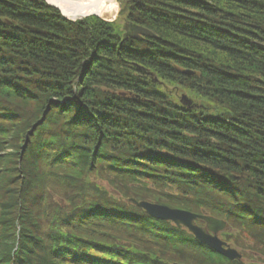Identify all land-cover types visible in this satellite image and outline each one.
Wrapping results in <instances>:
<instances>
[{"label":"trees","instance_id":"trees-1","mask_svg":"<svg viewBox=\"0 0 264 264\" xmlns=\"http://www.w3.org/2000/svg\"><path fill=\"white\" fill-rule=\"evenodd\" d=\"M179 1L133 5L157 37L137 41L44 0H0V264L264 260V153L237 163L264 143V0ZM66 158L100 170L67 201ZM131 198L226 220L244 260L152 224Z\"/></svg>","mask_w":264,"mask_h":264},{"label":"rangeland","instance_id":"rangeland-1","mask_svg":"<svg viewBox=\"0 0 264 264\" xmlns=\"http://www.w3.org/2000/svg\"><path fill=\"white\" fill-rule=\"evenodd\" d=\"M44 1H46L48 6L50 5V2L48 0H44ZM141 1L142 0H117V2H118V11H116L114 14H106L105 17H102L100 15V13H97L98 15H95L96 13H94L92 16L90 15L88 17H85L81 21H84L85 19L97 17L98 19H101L104 22H108V23L114 24L116 26V28H115L116 32L121 33V36H123L124 38L128 39V38L132 37L134 40H137V41L142 40L143 38L156 39L157 37L155 36V34H154V32L152 30H148V29H145L144 27H140V26L139 27L135 26L134 23H133L134 19H131V17H130L132 9L135 7L133 5H137L138 6V5L141 4L140 3ZM144 4H146V3H142L141 6H143L145 9H148L149 7L153 6L151 4H149V5H144ZM51 8H53V7H51ZM54 9H56V8H54ZM60 14H61V12H60ZM139 28H142V29H144V30H146V31H148L149 33H152V34L149 37L148 35H143L140 32L138 33ZM211 112L214 115L218 114L214 110H212ZM211 112H209V113H211ZM237 143L241 147L244 146L242 144V143H244L243 141L242 142H237ZM254 143L260 144L261 146H263V144H264V143H261V142L257 141V139H254L251 142L250 141L245 142L244 143L245 145H252L253 146V147H250V149L252 151V153H250V156L252 158L243 159L242 161L237 159V161H238L237 163H239L241 166H242L243 163L247 162L248 160L254 159V158H257L260 161H262L263 156L258 155L256 153H259V152H263L264 153V150L263 149H259L258 152H254V150L257 147L256 145H254ZM2 154L6 155L7 153L2 152V153H0V156H2ZM60 162L62 164H59V167L57 168V173L59 175V176L58 175L57 176H58L59 181H60V186L55 191L57 193H59V192H61V190H64L63 192L65 193L64 197H66V201H67V199L70 198V195H71L70 193L75 189V187L77 186L76 184H78V183L79 184L80 183L83 184L84 183L86 185L88 182H91V180L94 178L92 172L100 171V170L84 171V169H82L81 166H79L77 169H74L73 167H76V165L74 163H72V159H69V158L68 159L67 158L66 159H62V160L60 159ZM39 176H40V174H39ZM95 183L98 184V185H101L104 188L106 187L108 192L118 196L117 195L118 192H116L115 189L114 190L110 189L109 184L106 181H104V180H102V181L96 180ZM37 187H38V185H37ZM38 189H39V187H38ZM48 193H50V192H48ZM172 193H175L174 190H172L170 187L166 188V192L163 193L164 194V198L168 199L170 194H172ZM41 194H42L41 191L37 192L36 193V195L38 196L37 198L40 199ZM81 198L84 201V198L83 197H81ZM220 199H221L220 195H215V199L213 200V203L214 204L222 203L220 201ZM59 201L64 203V205L66 206V204H65L66 201H64L63 199H59ZM59 201H58V203H59ZM172 209H176V210H179V211L181 210V208L177 209V208H174V207ZM193 213H195V212H193ZM38 224H41V220H40V222ZM17 225H19V222L17 223ZM220 234H221L220 236H221V238L223 240H225V238H227L226 237L227 234H230V235H233V236L239 235V236H236V237H238V239L240 241L245 239L244 236H242L236 230L235 231L231 230L229 227H228V229H225L224 232H221ZM228 244H230L234 249L238 250V248H236L235 244H233V243L232 244L228 243ZM8 246H9L8 244H4V247L8 248ZM16 248H17V246L15 247V250H16ZM12 254L14 255V253H12ZM252 254H254V253L252 252ZM254 255L256 256L257 254H254ZM250 259L249 258L245 259L247 264H262L263 263L262 261H264V260L258 259V262H257L256 260H250Z\"/></svg>","mask_w":264,"mask_h":264},{"label":"water","instance_id":"water-1","mask_svg":"<svg viewBox=\"0 0 264 264\" xmlns=\"http://www.w3.org/2000/svg\"><path fill=\"white\" fill-rule=\"evenodd\" d=\"M50 2V5L56 8L58 11L63 14L65 18L68 20H82L85 17H88L90 15H86L83 12V9H85L86 5H80L79 10L77 12H74L72 14V18H69L65 11L59 8L57 4L54 3L53 0H48ZM98 3V2H97ZM93 15V14H92ZM91 15V16H92ZM95 15H98L97 12ZM141 33L143 35H150L152 33H149L148 31L139 28L138 33ZM137 33V34H138ZM133 204L139 205L146 213H148L151 216L156 217L157 219L160 218L163 221H171L175 225L180 227H185L188 229L190 233L196 236V238L203 244L210 247L213 251H216L220 255H223L224 257H228L231 261L241 260V255L238 254L237 250L235 251L232 249V247L227 244L226 242H223L219 237V232L224 231V229L227 227V223L222 222L220 220H217L215 218H211L208 215H202L199 216L194 213H189L184 210H176L172 209L169 206H163L159 204H152L149 202H137L136 200L132 201ZM203 220L205 223H207L206 228H201L196 224V221Z\"/></svg>","mask_w":264,"mask_h":264},{"label":"bare ground","instance_id":"bare-ground-1","mask_svg":"<svg viewBox=\"0 0 264 264\" xmlns=\"http://www.w3.org/2000/svg\"><path fill=\"white\" fill-rule=\"evenodd\" d=\"M55 4H57V6H59L60 9H62L63 11H65V14L69 17V18H72V14L74 12H77L79 10V6L80 5H86L85 6V9H83V12L84 14L86 15H92L94 13H100V15L102 17H105L106 14H114L116 11H118V2L117 0H53ZM174 2H177L178 4H181V2L179 0H173ZM98 2V3H97ZM51 5H49L50 7ZM53 7V6H51ZM54 9V7H53ZM63 16V14H61ZM64 17V16H63ZM65 18V17H64ZM67 21H70V22H83L81 20H68L67 18H65ZM87 208H92L93 206H88L86 205ZM88 209V212L92 213L91 210ZM146 215H149L148 213H145ZM151 223L154 224V225H158L159 223H161V219L160 218H156L154 216H151ZM214 217V216H213ZM216 218V217H214ZM218 219V218H216ZM221 220V219H219ZM222 222H225L227 223V225H229L228 222H226V220H221ZM162 222H165V221H162ZM165 223H168V222H165ZM170 223V222H169ZM168 223V224H169ZM230 226V225H229ZM204 228H206V226H203ZM231 228V227H230ZM38 229L39 228H34L33 230L37 231L38 232ZM187 232V230H186ZM189 233V232H187ZM190 234V233H189ZM41 237V241H42V238H43V234L42 235H39ZM192 236L194 238H196L195 235L192 234ZM171 245H174L173 242H171ZM202 245V244H201ZM204 245V244H203ZM206 246V245H205ZM207 247V246H206ZM202 252H206L205 249H203ZM239 255H241V260H239V262H241L242 260H244V256L243 254L240 253V251H237ZM220 255V254H219ZM222 257H224L223 255H221ZM226 258L228 261L230 262H236V261H231L228 257H224ZM250 260H255V259H250ZM137 263V262H136Z\"/></svg>","mask_w":264,"mask_h":264}]
</instances>
